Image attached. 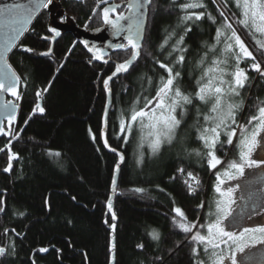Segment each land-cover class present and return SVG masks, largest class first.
<instances>
[{
	"label": "trees",
	"instance_id": "16d2710c",
	"mask_svg": "<svg viewBox=\"0 0 264 264\" xmlns=\"http://www.w3.org/2000/svg\"><path fill=\"white\" fill-rule=\"evenodd\" d=\"M60 2L78 26L93 30L103 24L100 11L105 4L99 0ZM184 2L187 0H151L141 57L127 75L110 84L112 107L107 139L111 148L123 152L126 158L114 197L115 220L106 203L118 160L105 150L100 138L106 100L102 81L115 70L114 63L128 59L131 51L114 52L106 64H100L66 33L54 44L52 56L42 57L40 53L50 47L42 38L49 36V15L43 9L9 53L7 61L22 77V98L10 137L0 138V206L4 207L0 212V247L6 249L0 255V264H109L112 224L116 225L115 264H192V244L185 241V234L172 222V209L179 206L189 220H195L204 216L208 202L216 196L213 190L216 170L210 169L206 160L193 151L202 149L193 127L194 112L186 117L175 144L163 145L152 158L148 156L147 144L143 149L137 148L138 138L125 143L117 124L122 111L131 106L136 96L150 98L154 94L155 83L151 88L146 84L141 88L140 77L147 74L155 82L164 74L154 64L153 56L168 62L166 52L170 48L166 46L165 55H161L158 46L168 32L183 31L179 18L185 13L178 5ZM201 2L205 7L195 11L221 19L213 0ZM218 3L223 4V0ZM190 23L192 30L185 39L189 48L186 62L176 68L182 74L177 83L185 92L194 90L193 76L199 74V69L194 71L196 63L205 42L211 43L215 33V25L207 15ZM237 27L241 38L251 46L250 36ZM20 45L33 51L25 52ZM251 63L245 60L241 64L249 76L242 90L245 106L238 117L241 122L252 114L250 109L255 103L264 100V76L252 70ZM45 88L47 91H43ZM38 90L45 109L43 115L33 114ZM17 133L18 138L13 139ZM139 151L145 153L142 164L136 163ZM9 152L18 154V158L11 160L13 168L5 174L2 170L10 161ZM50 152L60 155L53 156ZM217 155L225 158L224 152ZM234 155L229 151L226 159ZM180 168L185 170L184 174L177 171ZM189 171L200 180L194 194H189L184 183ZM135 188L145 191L135 192ZM201 202H205V209L197 208ZM153 230L160 234L159 240L151 238ZM141 244L144 247L138 248ZM42 248L49 250L41 254Z\"/></svg>",
	"mask_w": 264,
	"mask_h": 264
},
{
	"label": "snow or ice",
	"instance_id": "6c2138e0",
	"mask_svg": "<svg viewBox=\"0 0 264 264\" xmlns=\"http://www.w3.org/2000/svg\"><path fill=\"white\" fill-rule=\"evenodd\" d=\"M53 0H34L29 7L23 5L4 6L0 8V15L10 18L9 34L6 48L11 51L17 46V40L26 31L32 18L40 9H47ZM105 4L102 8L100 19L103 24L109 25L114 35H123L126 43L115 44L116 49H131L128 59L116 63L115 70L111 75L103 79V88L111 96L112 89L110 81L120 73H128L135 62L141 57L143 34L146 27V13L141 11L151 0H127V10L130 13L118 12L120 7L116 3H108V0H99ZM217 4L220 20L212 17L204 11L205 5L201 0H187L178 5L184 11L179 18V26L183 31L177 34L175 29L168 32L163 42L158 46L161 55H165V48L168 62L153 56V62L163 70L164 74L159 75L154 82L153 77L145 74L140 77L141 88L146 84L149 88L154 87V94L148 96H136L131 106L122 111L118 119V131L120 138L125 143H131L138 138V149H143L147 144L148 149L154 155L158 153L165 144L172 145L179 136V130L186 122L190 112H194L193 127L196 131V138L201 143L202 149L193 150L197 156L206 160L207 166L214 169L216 180L213 190L216 193L214 199L207 204V211L204 216H197L195 220H189L184 210L176 206L172 209L174 215L172 222L185 234V241L192 244L190 256L192 264H246L255 258L252 249L257 246L264 247V194L251 190L253 181L245 184H229L231 181H239L245 177L246 170L264 168V156L253 158L258 149L264 151V100L255 103L250 114L244 122L238 119L240 112L245 106L242 97L249 81L247 69L242 67V61L251 60L250 68L264 76V59H258L254 50L264 57V0H213ZM237 11H232V7ZM99 7V4L97 5ZM224 9H227L226 12ZM95 13V9H93ZM215 25V33L211 38L212 42H205V48L196 63L195 69L199 74L193 76L194 90L185 92L178 85L177 81L182 79V74L176 68L186 62V53L189 51L185 44L186 36L192 30L190 22H198L205 16ZM244 29L252 40L250 45L241 38L242 34L238 27ZM50 33L59 36L56 28H49ZM49 39V37H42ZM25 52H32L33 49L20 45ZM94 52L93 59H104L106 53L99 49L89 48ZM52 49L40 53V55H51ZM0 60L3 57L0 56ZM108 61L105 60V63ZM22 77L12 68V65L3 61L0 66V91L9 92L17 101L21 97L18 90ZM127 90V89H126ZM47 91V88L43 89ZM37 98L41 91L36 92ZM141 99L143 103L141 104ZM16 105L13 101L5 100L0 104L3 109L8 125L5 132V125L0 122V134L11 135V125L16 119ZM39 111L43 113L44 107L37 102L33 108V114ZM108 110L104 113L105 126L107 125ZM27 120L25 121V124ZM18 133L12 138H18ZM104 145L108 147V140L105 133H101ZM95 139V137H93ZM113 152L115 148L110 149ZM229 151L235 153L231 159H226ZM217 152H224L225 158L217 155ZM50 155L59 156V152H50ZM145 153L138 152L137 164L144 163ZM18 158V154L12 153L9 160ZM126 160L123 153H119L120 163ZM120 163L116 165L115 173L120 171ZM218 166H223L218 168ZM11 164L4 171H10ZM184 174L185 170H177ZM188 179L184 181L189 194L198 191L200 180L189 171L186 173ZM117 176L114 174L111 180L112 189L115 190ZM237 190H243L246 195H241L242 206L237 210ZM135 192L145 191L142 188H135ZM75 199V197H73ZM205 202L197 205L198 209H205ZM109 211L112 209L111 198L107 201ZM4 207L0 206V212ZM23 215V213H21ZM259 217V220H255ZM112 219L116 215L112 212ZM251 222V223H247ZM107 223V221H105ZM110 227L115 230L116 225ZM153 240H159L160 234L155 230L150 234ZM183 243V242H181ZM177 245L176 247H180ZM143 248L144 245H138ZM114 238L110 251L114 254ZM247 250V251H246ZM39 251H47L40 249ZM6 249L0 247V255ZM238 254H242L238 256Z\"/></svg>",
	"mask_w": 264,
	"mask_h": 264
},
{
	"label": "water",
	"instance_id": "95a60500",
	"mask_svg": "<svg viewBox=\"0 0 264 264\" xmlns=\"http://www.w3.org/2000/svg\"><path fill=\"white\" fill-rule=\"evenodd\" d=\"M33 2H34V0H0V8H3L4 6H12V5H23L25 7H29V6H31V4ZM108 3H116V2H108ZM116 4L120 5V7L117 9V11L122 9L121 12H124L125 15H129L130 14L128 12V10H127V7H126L127 0L119 2V3H116ZM150 5H146L145 9L141 10V11L146 13V25H147L148 9H149ZM105 6L106 5H104L103 7H105ZM102 8H101V10H102ZM42 10H43V8L40 9L39 12L32 18V20L30 21V23L28 25V28L31 25V23L33 22V20L35 19V17ZM44 10H46L48 15H49V19H48V23H47V31H48V34H49V36H48L49 39H44V40L46 42L50 43V47L49 48L52 49V52H53V47H54V44L56 43V41L62 35L66 34V33H70L73 36V38L80 45H82L85 48L86 52L92 58V60L94 62H97V63H100V64H106L105 60L107 58H109V56L112 53H114V52H119V51H123V50L124 51H127V50L131 51L130 48H127V49H116V48L112 47V46H114L115 44H118V43H126V41L124 40L123 35H120V36L114 35L113 31H112V29H111V27L109 25L103 24L102 27H99V28L93 29V30H86L85 28L78 26L76 21L65 12V10L63 9V7L61 5L60 0H53V3L50 4L48 6V8L44 9ZM100 13H101V11H100ZM61 19H63V20H61ZM10 23H11V20H10V18L8 16L0 15V56L3 57V60H0V66L3 65V61L7 60L9 53L13 50V48H12V50L9 51L6 48V42H7V37H8V34H9ZM49 28H56L57 31L60 33V35L56 36L54 33H50L49 32ZM145 31H146V27H145L144 34H143V41H144ZM22 36H20L18 38L17 43L19 42V40L21 39ZM142 44H143V42H142ZM89 48H92V49L99 48V49L103 50L106 53V55L104 56V59H93L94 52L90 51ZM41 56L42 57H49V56H52V53H51V55H48V56H44V55H41ZM137 61L135 62V64L137 63ZM114 64L116 65V63H114ZM128 73H120L116 77H113V80L110 81V84L117 77L125 76ZM20 88H21V81H20V84L18 86L19 92H20ZM104 92H105V90H104ZM105 97H106L105 106H104V110H103L102 118H101L100 138H101V142H102L105 150L107 152L111 153V154H114L117 157L118 163H120V161H119V153H123V152H121V151H119L117 149H116L117 150L116 152L111 151L110 150L111 146H110L109 142H108L109 146L106 147L104 145V139H103V137L101 135V133L103 132V133L106 134V137H107L108 118H107V125L106 126H105V122H104L103 118H104V113H105L106 107H107V110H108V117H109V113H110V110H111V107H112V94H111V96H109L105 92ZM5 100L13 101L16 105H18V101L9 92L0 91V104H2L3 101H5ZM37 101L42 105V102L39 100V98H37ZM17 114H18V107L16 108V118H17ZM35 114L43 115L44 112L40 113L39 111H37V112H35ZM15 121H16V119L13 121L12 125L15 123ZM0 122L4 123L5 132H7L8 131L7 119H6V115H5L4 111H3V109H0ZM12 125H11V131H12ZM2 137L9 138L10 135H8V134H0V138H2ZM124 163H120V171H121V167L124 165ZM9 164H11V169H12V161H9L5 168H7L9 166ZM115 168H116V166H115ZM115 168L113 169V175L116 174V176H117V184H118L120 171L118 173H115ZM4 169L2 170V172L5 173V174H9L11 172V170L6 172V171H4ZM117 184H116L115 190L112 189V186L110 188V196H109V198H111V200H112V209H111V211H109V209L107 207V203H106V208H107L109 214L111 215V217H112V212H114V197H115ZM2 202H3V200H2ZM114 231L112 229L111 235H110L111 236L110 249H111V245H112L113 238H114L113 237ZM114 243H115V238H114ZM48 250H49V248H47V251ZM47 251H41V254H45ZM109 264H115V252L113 254V251H111V254H110Z\"/></svg>",
	"mask_w": 264,
	"mask_h": 264
},
{
	"label": "rangeland",
	"instance_id": "374dc122",
	"mask_svg": "<svg viewBox=\"0 0 264 264\" xmlns=\"http://www.w3.org/2000/svg\"><path fill=\"white\" fill-rule=\"evenodd\" d=\"M120 10H122V9H120ZM61 20H63V19H61ZM102 26H103V24L100 27H102ZM86 30H92V29H86ZM250 50H253V48L251 46H250ZM257 54H258L257 51L254 50V55L257 56ZM257 58L258 59H261L258 56H257ZM106 60L108 61V58ZM263 67H264V64H262V68ZM137 142H138V140H137ZM173 144H175V142ZM165 145L171 146V145H168V144H165ZM9 153H10V155L12 154V152H9ZM156 154L153 155L150 152L148 154V156L152 158V157H155ZM262 156H264V151H262L261 149H258L257 152L253 154V158H260ZM13 160L14 159H12V161ZM249 180L253 181V183L251 185V190L252 191H256L259 194H264V168L246 170V173H245V177L244 178H241V180H239V181H231V182H229V184L241 183L243 185V184H245ZM241 195H246V193L243 190H237V193H236V201H237V204L234 206V207L237 208V210H239V207L242 206V203H243L240 200ZM254 219L255 220H259V217H255ZM247 223H251V222H247ZM252 252H254L256 254L255 255V258L253 260H251V261L246 262V264H261L260 263V260H259L260 259L259 257H260L261 254H264V247L257 246L256 249H252ZM238 256H241L242 257V254H238Z\"/></svg>",
	"mask_w": 264,
	"mask_h": 264
},
{
	"label": "flooded vegetation",
	"instance_id": "af4514ba",
	"mask_svg": "<svg viewBox=\"0 0 264 264\" xmlns=\"http://www.w3.org/2000/svg\"><path fill=\"white\" fill-rule=\"evenodd\" d=\"M18 103H19V102H18ZM15 122H16V121H15ZM15 124H16V123H14V124L12 125V131H13V129H14ZM12 131H11V133H12ZM12 168H13V164H12ZM259 258H260V259H259V260H260V263H261V264H264V254H261Z\"/></svg>",
	"mask_w": 264,
	"mask_h": 264
}]
</instances>
